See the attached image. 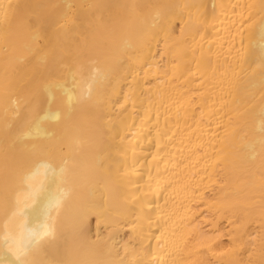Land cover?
I'll list each match as a JSON object with an SVG mask.
<instances>
[{
  "label": "bare ground",
  "instance_id": "bare-ground-1",
  "mask_svg": "<svg viewBox=\"0 0 264 264\" xmlns=\"http://www.w3.org/2000/svg\"><path fill=\"white\" fill-rule=\"evenodd\" d=\"M0 264H264V0H0Z\"/></svg>",
  "mask_w": 264,
  "mask_h": 264
}]
</instances>
